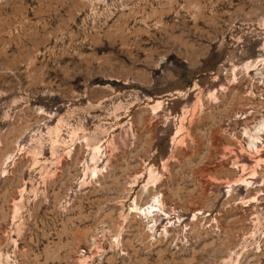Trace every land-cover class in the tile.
Masks as SVG:
<instances>
[{
	"label": "rangeland",
	"instance_id": "obj_1",
	"mask_svg": "<svg viewBox=\"0 0 264 264\" xmlns=\"http://www.w3.org/2000/svg\"><path fill=\"white\" fill-rule=\"evenodd\" d=\"M0 264H264V0H0Z\"/></svg>",
	"mask_w": 264,
	"mask_h": 264
},
{
	"label": "bare ground",
	"instance_id": "obj_2",
	"mask_svg": "<svg viewBox=\"0 0 264 264\" xmlns=\"http://www.w3.org/2000/svg\"><path fill=\"white\" fill-rule=\"evenodd\" d=\"M151 200H152L151 202L146 204L144 207L140 208V212L142 214L145 215L146 213H149V212L153 211V207L155 206L154 202L157 201V200H156V197H152Z\"/></svg>",
	"mask_w": 264,
	"mask_h": 264
}]
</instances>
